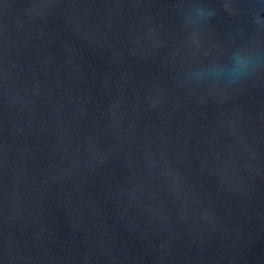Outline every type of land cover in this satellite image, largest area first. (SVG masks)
Segmentation results:
<instances>
[{"label":"water","instance_id":"95a60500","mask_svg":"<svg viewBox=\"0 0 264 264\" xmlns=\"http://www.w3.org/2000/svg\"><path fill=\"white\" fill-rule=\"evenodd\" d=\"M237 48L264 0H0V264H264V61L187 80Z\"/></svg>","mask_w":264,"mask_h":264},{"label":"clouds","instance_id":"9594fccd","mask_svg":"<svg viewBox=\"0 0 264 264\" xmlns=\"http://www.w3.org/2000/svg\"><path fill=\"white\" fill-rule=\"evenodd\" d=\"M189 17L195 23H200L215 15V9L197 3L188 12ZM264 61V54L237 48L226 62L213 61L199 68L195 76L187 78L189 82H222L234 84L242 78L248 76Z\"/></svg>","mask_w":264,"mask_h":264}]
</instances>
